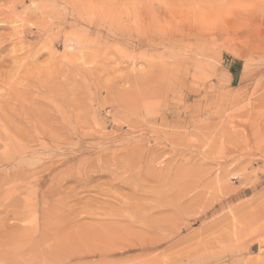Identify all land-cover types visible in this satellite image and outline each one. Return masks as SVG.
<instances>
[{
  "label": "rangeland",
  "instance_id": "374dc122",
  "mask_svg": "<svg viewBox=\"0 0 264 264\" xmlns=\"http://www.w3.org/2000/svg\"><path fill=\"white\" fill-rule=\"evenodd\" d=\"M133 1L0 0V264H264V0Z\"/></svg>",
  "mask_w": 264,
  "mask_h": 264
},
{
  "label": "bare ground",
  "instance_id": "6f19581e",
  "mask_svg": "<svg viewBox=\"0 0 264 264\" xmlns=\"http://www.w3.org/2000/svg\"><path fill=\"white\" fill-rule=\"evenodd\" d=\"M68 1H69V0H68ZM83 1H84V0H83ZM129 1H130V0H129ZM141 1H142V0H135V1H133V2H135V5H134V3H133L134 7H133L132 9H134V11H135L134 14H136V15H137V12H138V10H136V9H137V4H139L140 6L144 4V2H143V1L141 2ZM146 1H147V0H146ZM3 11H4V10H3ZM250 11H251V10H250ZM263 17H264V16H263ZM135 18H136V17H135ZM70 87H71V86H70ZM144 92H145V91H144ZM244 114H245V113H244ZM261 119H262V118H261ZM260 121H261V120H260ZM263 121H264V120H263ZM262 123H263V122H262ZM43 218H44L45 223H43V224H44V227L42 226V227H43V230H42L41 234L46 233V232H45V229H46V231H47V230L49 229V227H50V226H49L50 224L48 225V222H49L50 220H48V218H47L45 215L43 216ZM46 218H47V219H46ZM41 220H42V219H41ZM46 220H47L48 222H46ZM43 224H42V225H43ZM40 227H41V225H40ZM55 227H56V226H55ZM50 228H51V227H50ZM34 229H35V228H34ZM54 229H55V228H54ZM40 231H41V230H40ZM49 231H50V230H49ZM49 231H48V232H49ZM48 232H47V233H48ZM51 233H52V232H51ZM38 234H39V233H38ZM58 234H59V233H58ZM2 235H3V234H2ZM47 235H48V234H47ZM50 235H51V234H50ZM29 236H30V235H29ZM22 238H23V237H22ZM52 238H53V237H52ZM12 240H13V239H12ZM31 240H33V239H31ZM137 240H139V239H137ZM143 240H144V239H142V241H143ZM150 240H151V239H150ZM17 241H18V240H17ZM57 243H58V242H57ZM13 246H14V245H13ZM57 246H59V245H57ZM59 248H60V247H59ZM153 263H154V262H153ZM159 264H160V263H159Z\"/></svg>",
  "mask_w": 264,
  "mask_h": 264
}]
</instances>
